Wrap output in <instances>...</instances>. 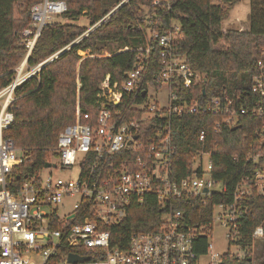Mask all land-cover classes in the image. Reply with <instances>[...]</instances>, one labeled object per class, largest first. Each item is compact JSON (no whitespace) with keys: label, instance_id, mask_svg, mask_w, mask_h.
I'll use <instances>...</instances> for the list:
<instances>
[{"label":"built area","instance_id":"obj_1","mask_svg":"<svg viewBox=\"0 0 264 264\" xmlns=\"http://www.w3.org/2000/svg\"><path fill=\"white\" fill-rule=\"evenodd\" d=\"M66 9L63 0H40L30 6V24L19 33L25 56L12 70L11 81L0 88V264H223L226 255L244 258L246 253L237 241L242 201L249 187L237 185L232 202L214 205L211 219L201 224L189 225L182 211L165 209L174 198L196 197L205 203L213 193L226 192V187L212 178L209 153H199L188 175L179 179L170 176L173 131L169 118L217 114L222 109L217 98L186 101L174 91L202 81L184 55L172 48L176 24L166 33L149 35L162 48V64L155 76L159 86L149 85L145 79L151 55L147 43L135 49L138 59L123 81H111L108 74L104 77L89 111L77 104L74 122L58 134L54 156L47 160L54 166L23 178L13 191L6 187L12 170L24 160L23 151L5 136L13 121L15 89L57 56L58 52L27 64L42 29ZM252 92L264 96L262 74L253 79ZM136 96L141 101L126 100ZM223 112L227 115L222 121L235 125L246 109L239 106ZM204 136L201 130L198 140L203 141ZM263 155L264 149L249 158L256 161ZM203 156L208 158L206 167ZM72 168L76 169L73 179L56 174ZM254 179L257 192L264 194V166L255 171ZM151 194L161 210L156 227L132 232L124 246L111 245L110 228L126 217L132 205H142ZM214 227L226 229L228 243L244 253L213 249L209 240ZM203 236L206 247L197 253ZM253 236H262L260 226ZM70 255L78 259L71 262Z\"/></svg>","mask_w":264,"mask_h":264},{"label":"trees","instance_id":"obj_2","mask_svg":"<svg viewBox=\"0 0 264 264\" xmlns=\"http://www.w3.org/2000/svg\"><path fill=\"white\" fill-rule=\"evenodd\" d=\"M40 0H0V88L7 85L12 69L25 56L19 33L30 24V6ZM67 22L47 24L27 59L34 65L57 53L37 73L15 89L11 104L13 121L5 136L23 151L24 160L9 175L6 187L14 190L44 168L54 156L58 134L75 120L77 104L83 111L92 108L99 84L108 74L121 82L133 67L136 48L151 45L145 79L159 86L155 76L160 70L161 46L150 39L153 33L172 32V48L186 58L187 65L202 75L199 85L174 90L186 101L205 102L217 98V114H195L169 118L173 154L170 176L179 179L191 172L193 160L209 153L212 178L226 187L213 193L205 203L199 198L182 196L171 199L165 209L180 210L189 225L211 219L214 205L231 203L237 185L249 187L242 201L243 215L237 244L245 251L242 259L224 257L223 264H264V194L255 186V171L264 166V155L256 161L251 153L264 149V96L252 92L253 79L262 74L264 83V0H249L247 23L241 28H222L229 8L239 0H63ZM154 2H157L154 4ZM17 8V15L14 10ZM84 17L86 25L76 21ZM99 23L86 35L84 32ZM222 42L221 48H216ZM117 47L109 50V45ZM108 50L109 55H103ZM86 52L81 56L79 52ZM141 101L140 96L126 100ZM235 125L222 119L225 109L238 110ZM218 123V125H216ZM236 126L235 129L233 127ZM204 131V140H198ZM161 210L154 195L142 205H132L126 217L110 228L111 245H126L132 232L149 231L159 222ZM262 236L254 237L256 227ZM197 253L206 247L199 239Z\"/></svg>","mask_w":264,"mask_h":264},{"label":"rangeland","instance_id":"obj_3","mask_svg":"<svg viewBox=\"0 0 264 264\" xmlns=\"http://www.w3.org/2000/svg\"><path fill=\"white\" fill-rule=\"evenodd\" d=\"M17 8H15L14 10V15L16 16L17 14ZM249 13V0H239L238 2H236L235 4H233L229 10H228V16L222 21V28L226 29V28H241L242 26L244 27V25H246L247 23V16ZM68 20H66L65 18H63L61 15L55 16L52 20L53 23H58V22H67ZM76 23L80 24V25H86V19L84 17H80ZM222 42L218 43V45H216V48H221L222 47ZM117 47L116 44H111L109 45V50L112 49L114 50ZM109 51L106 50L103 52V55L108 56ZM79 54L81 56H84L86 54V52H79ZM23 60V59H22ZM21 61H19L13 69H15L19 63ZM12 69V70H13ZM162 90H164V87H162ZM207 156H203L202 158V165L203 167H206L208 161H207ZM52 160V158H51ZM56 174H59L60 176L63 177H68V178H75L76 176V169L72 168V169H67V170H57ZM226 229L224 228H217L214 227L213 230V234L209 240V242L211 243L213 249H215L217 252L219 253H230V254H243L244 251L233 244H229L226 237Z\"/></svg>","mask_w":264,"mask_h":264},{"label":"water","instance_id":"obj_4","mask_svg":"<svg viewBox=\"0 0 264 264\" xmlns=\"http://www.w3.org/2000/svg\"><path fill=\"white\" fill-rule=\"evenodd\" d=\"M236 128V126H234L233 127V129H235ZM50 166H54V165H52L51 163H48V162H46L45 163V165H44V167L45 168H48V167H50ZM26 176H24V178H25ZM78 259V257H76V256H74V255H70L69 256V261H71V262H74L75 260H77Z\"/></svg>","mask_w":264,"mask_h":264}]
</instances>
